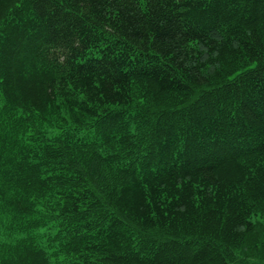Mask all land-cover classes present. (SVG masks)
I'll return each mask as SVG.
<instances>
[{
  "label": "trees",
  "instance_id": "trees-1",
  "mask_svg": "<svg viewBox=\"0 0 264 264\" xmlns=\"http://www.w3.org/2000/svg\"><path fill=\"white\" fill-rule=\"evenodd\" d=\"M0 264H264V0H0Z\"/></svg>",
  "mask_w": 264,
  "mask_h": 264
}]
</instances>
